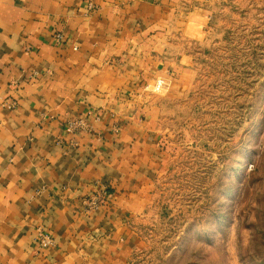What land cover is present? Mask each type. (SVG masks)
I'll use <instances>...</instances> for the list:
<instances>
[{
    "label": "crops",
    "instance_id": "1",
    "mask_svg": "<svg viewBox=\"0 0 264 264\" xmlns=\"http://www.w3.org/2000/svg\"><path fill=\"white\" fill-rule=\"evenodd\" d=\"M205 18L197 0H0V264H138Z\"/></svg>",
    "mask_w": 264,
    "mask_h": 264
},
{
    "label": "rangeland",
    "instance_id": "2",
    "mask_svg": "<svg viewBox=\"0 0 264 264\" xmlns=\"http://www.w3.org/2000/svg\"><path fill=\"white\" fill-rule=\"evenodd\" d=\"M197 6L206 35L191 47L186 97L164 110L165 165L137 263L264 264V0Z\"/></svg>",
    "mask_w": 264,
    "mask_h": 264
},
{
    "label": "built area",
    "instance_id": "3",
    "mask_svg": "<svg viewBox=\"0 0 264 264\" xmlns=\"http://www.w3.org/2000/svg\"><path fill=\"white\" fill-rule=\"evenodd\" d=\"M55 39L56 41H61L63 39V36L61 34H58L55 36ZM162 85H163L162 82H160V84L156 83L154 89L156 91H159ZM89 128L90 127L88 125V122L84 118H74L66 123V130L68 132H76L79 130H89ZM99 204H100V200L96 196L85 199L83 201V205L86 210L97 208ZM38 242H39V245L44 248L52 246L54 244L53 237L50 235V233L44 230L38 231Z\"/></svg>",
    "mask_w": 264,
    "mask_h": 264
}]
</instances>
